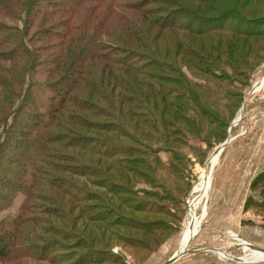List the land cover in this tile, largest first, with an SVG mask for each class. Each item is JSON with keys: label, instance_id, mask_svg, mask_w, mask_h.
<instances>
[{"label": "rangeland", "instance_id": "rangeland-1", "mask_svg": "<svg viewBox=\"0 0 264 264\" xmlns=\"http://www.w3.org/2000/svg\"><path fill=\"white\" fill-rule=\"evenodd\" d=\"M205 1L209 4L201 10L205 18L213 16L211 9L221 13L235 6L252 20L227 21L223 25L229 29L202 35L173 29L147 33L148 44L161 58L154 59L157 64L171 62L186 81L178 85L180 74L166 70L174 78L168 83L173 96H167V89L164 94L169 109L165 116L170 120L172 111L176 116L171 126L164 122L170 127L162 130L160 124L153 125L155 117L149 112L139 113L154 128L139 122L137 131L119 119L113 124H120L123 137L110 130L101 134L111 144L117 143L111 145L114 157L110 159L52 144L51 159L59 168H78L65 156L74 152L85 165L99 167L110 176L104 188L99 172L79 178L67 169L43 167L44 179L51 181L50 186L43 185L44 193L56 203H34L60 209L55 216L36 211V204L24 215L36 219V226L21 228L16 237L40 244L35 238L54 242L62 233L65 249L56 253L53 264H73L80 254L106 259L86 264H163L180 251L186 253L172 264H264V258L256 259L264 251L251 247L264 249V186H250L264 170V35L241 34L253 25L264 33V0H246V6L242 0ZM90 63L113 78L105 61ZM32 79L37 81L35 91L42 103L47 95L41 86L44 69L38 68ZM126 95L132 97L126 99L129 103L135 100L151 107L141 94ZM177 111L183 112L178 119ZM123 147L129 153H121ZM22 199L21 194L14 198L0 212V219L14 218ZM150 222L155 224L147 228ZM41 226L56 233L43 234L38 230ZM9 264L51 263L28 259Z\"/></svg>", "mask_w": 264, "mask_h": 264}, {"label": "trees", "instance_id": "trees-1", "mask_svg": "<svg viewBox=\"0 0 264 264\" xmlns=\"http://www.w3.org/2000/svg\"><path fill=\"white\" fill-rule=\"evenodd\" d=\"M245 1L242 0V4ZM193 2L201 6L191 8ZM204 3L209 5L205 0H0V212L19 194L23 195L17 215L8 222L0 219V263H22L30 259L53 264L56 253L65 249L60 240L62 233H57L59 241L54 242L35 238L42 242L40 244L30 238L20 241L16 237L21 228L36 226V219L24 217L36 206L34 202L56 203L44 193L43 185L50 186L51 182L44 179V166L46 170L67 169L79 178L99 172L102 187L106 188L105 180L110 183L105 170L85 165L74 152L70 157L65 156L78 168L74 165L73 169L59 168L51 159L55 154L52 144L110 159L114 157L111 145L117 143L111 144L101 134L110 130L123 137L119 132L120 124H113L119 119H125L130 129L137 131L139 122L152 128L160 124L162 130L172 125V118L176 116L174 111L170 120L165 116L169 109L164 96L166 89L169 90L167 96H173V88L168 83L174 78L167 76L166 70L180 74L178 85L184 86L186 81L182 79L181 70L173 69L171 62L165 61L164 66L157 64L160 56L148 44L147 33L151 29L202 35L229 29L223 25L227 21L252 20L246 19L235 6L221 13L211 9L215 13L205 18L201 13ZM254 28L253 25L249 31L244 29L241 34L264 35ZM239 31L237 29L236 33ZM186 53H190L188 49ZM97 60L106 62L113 78L106 77L90 63ZM40 67L46 74V79L41 80L47 93L42 103L35 91L37 81L32 79ZM120 73L124 76L118 80ZM126 93L136 97L141 94L151 107L135 100L127 102L126 99L132 97ZM178 107L181 109L180 105ZM181 111H177V119ZM139 112H149L155 117L153 125L141 119L144 113ZM164 122L171 124L165 127ZM191 125L195 127L197 123ZM161 138L166 141L167 135L162 133ZM119 151L129 153L125 147ZM256 184L264 186V170L255 176L250 186ZM95 197L89 196L90 199ZM37 205L36 211L51 212L55 216L60 209L59 205L50 210L42 203ZM153 224L147 223L146 227L151 228ZM38 230L43 234L56 233L44 226ZM80 255L73 264L106 260Z\"/></svg>", "mask_w": 264, "mask_h": 264}, {"label": "water", "instance_id": "water-1", "mask_svg": "<svg viewBox=\"0 0 264 264\" xmlns=\"http://www.w3.org/2000/svg\"><path fill=\"white\" fill-rule=\"evenodd\" d=\"M252 248L258 249L260 251H264V249H261L259 247H256L254 245H251ZM186 252L185 251H180L179 253H175L172 258L164 262L163 264H172L174 263L181 255H184Z\"/></svg>", "mask_w": 264, "mask_h": 264}, {"label": "bare ground", "instance_id": "bare-ground-1", "mask_svg": "<svg viewBox=\"0 0 264 264\" xmlns=\"http://www.w3.org/2000/svg\"><path fill=\"white\" fill-rule=\"evenodd\" d=\"M239 115H240V114H239ZM253 249H255V248H253ZM256 250H258V249H256ZM258 253H259V252H258ZM260 253H261V252H260ZM258 256H260L258 259L264 258V253H261V254H259ZM242 260H243V259H242ZM245 260H246V259H245ZM245 260H244V261H245ZM247 260H249V259H247ZM247 260H246V261H247ZM237 261H240V260L237 259ZM249 261H251V260H249Z\"/></svg>", "mask_w": 264, "mask_h": 264}, {"label": "crops", "instance_id": "crops-1", "mask_svg": "<svg viewBox=\"0 0 264 264\" xmlns=\"http://www.w3.org/2000/svg\"><path fill=\"white\" fill-rule=\"evenodd\" d=\"M256 259H258V258H256ZM256 259H252L251 261H253V260H256ZM262 259V258H261ZM177 261V260H176ZM260 261V260H259Z\"/></svg>", "mask_w": 264, "mask_h": 264}]
</instances>
